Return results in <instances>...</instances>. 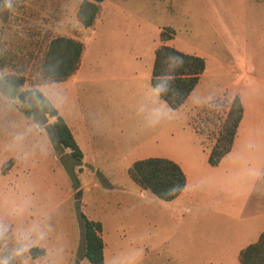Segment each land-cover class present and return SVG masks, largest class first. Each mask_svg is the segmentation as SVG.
<instances>
[{"label": "rangeland", "instance_id": "obj_1", "mask_svg": "<svg viewBox=\"0 0 264 264\" xmlns=\"http://www.w3.org/2000/svg\"><path fill=\"white\" fill-rule=\"evenodd\" d=\"M82 1L0 0V261L91 264L84 214L105 224L108 264H241L239 252L264 226L255 217L262 208L245 187L230 196L223 182L264 186V0H105L91 27L77 18ZM166 28L175 35L163 43ZM60 36L84 44L81 66L46 83L40 64ZM163 44L207 63L179 110L151 85ZM13 75L25 78L21 88L7 81ZM32 88L65 118L87 161L57 144L54 119L33 100L18 99ZM237 94L248 112L239 147L232 163L212 167L219 118ZM153 108L164 112L154 126L145 119ZM156 157L186 165L192 184L179 199H159L130 178L135 161ZM31 248L46 255L34 259Z\"/></svg>", "mask_w": 264, "mask_h": 264}, {"label": "trees", "instance_id": "obj_2", "mask_svg": "<svg viewBox=\"0 0 264 264\" xmlns=\"http://www.w3.org/2000/svg\"><path fill=\"white\" fill-rule=\"evenodd\" d=\"M104 1H82L77 12V18L83 26L91 27L95 24L101 4ZM174 35L173 29L166 28L161 32L160 38L164 43L173 39ZM84 50V44L75 38L65 36L53 38L49 42L40 64L43 81L59 83L74 76L81 66ZM206 69L207 63L204 58L163 44L155 52L151 85L170 108L179 110L196 89ZM6 79L16 88H21L26 81L24 77L15 75L7 76ZM26 93L41 108L44 115L55 119L53 134L57 144L70 150L74 159L82 160L83 152L71 128L47 95L38 88L29 89ZM224 105L226 114L221 119L219 118L220 129L208 158V163L212 167L219 166L221 161L231 153L244 117V106L239 95ZM24 107H28V105ZM24 113L28 117L32 116L29 108H26ZM195 130L198 132L197 129ZM15 161L12 159L6 162L3 166V172L9 170ZM128 173L139 187L164 201L177 199L187 184V178L182 167L177 162L167 158L156 157L135 161ZM81 219L85 238V258L91 264H105V243L102 237L101 222L91 220L84 214H81ZM30 255L34 259L42 258L46 255V250L31 248ZM239 261L241 264H264V231L256 243L247 246L240 252Z\"/></svg>", "mask_w": 264, "mask_h": 264}, {"label": "crops", "instance_id": "obj_3", "mask_svg": "<svg viewBox=\"0 0 264 264\" xmlns=\"http://www.w3.org/2000/svg\"><path fill=\"white\" fill-rule=\"evenodd\" d=\"M201 78H202V76H201ZM201 78H200V81H199V83H201ZM200 84H198L197 85V87H196V89L193 91V93L191 94V96L189 97V99L187 100V102L182 106V107H184V106H186V105H188L190 102H188V101H191L192 100V98H193V96L195 95V93H196V91H197V88H198V86H199ZM44 93V92H43ZM46 95V94H45ZM238 95V94H237ZM236 95V96H237ZM235 96V95H234ZM240 96V95H239ZM48 97V96H47ZM160 97V96H159ZM241 100H242V102H243V99H242V97H241ZM51 101V100H50ZM243 106H244V117H243V120H242V122H241V124H240V126H239V129H238V132H237V136H236V138H235V142H234V146H233V149H232V151H231V153H229V155H227L222 161H221V163L219 164V166L222 164V163H224V161H228V159H231L230 160V162L229 163H232L233 161H234V158H230V157H233V155H234V153H235V151L238 149V147H239V138H240V133H241V128H242V125H243V123H244V121H245V119H246V117H247V114H248V112H247V105H246V102H243ZM181 107V108H182ZM195 107V106H194ZM59 114H60V112H59ZM61 115V114H60ZM65 119V118H64ZM55 120V119H54ZM67 122V121H66ZM68 124V123H67ZM70 127V126H69ZM71 128V127H70ZM71 130H72V133H73V135H74V132H73V129L71 128ZM75 137V136H74ZM78 143V142H77ZM79 145V144H78ZM80 147V146H79ZM81 149V148H80ZM82 150V149H81ZM82 152H83V159L81 160V161H87L88 160V154H87V152L85 151V150H82ZM176 162V161H175ZM181 167H182V169H183V171H184V173H185V175H186V178H187V184H186V187H185V190L183 191V193L177 198V199H179L180 197H182L183 195H185L186 194V192L188 191V189H189V186L192 184L191 182V177H190V175H189V173H188V171L186 170V168H185V164L183 163V162H177ZM219 166H217V167H219ZM243 169H245V170H248L247 168H243ZM263 172V175H264V160H263V162H262V164H261V166H260V169H259V173L260 172ZM264 180V179H263ZM223 183H225V184H227V186H228V188L229 189H227V192H228V194H230V196H232V195H234L235 194V192H236V188H238V187H241V186H243V187H245V190H244V195H245V197L246 198H249L250 200H252V201H254V200H256L258 203H260L261 204V208H262V211H260L259 213H258V211H256L257 212V214L255 215V217L256 218H259V219H261L262 221H264V186H261V188L260 189H257L256 188V185H255V183H254V181H251V180H235V179H229V180H226V181H224ZM241 185V186H240ZM177 199H175V200H177ZM91 220H93V219H91ZM94 221H96V220H94ZM98 222H101V224H102V227H103V231H102V237H103V232H104V230H105V224L102 222V221H98ZM264 231V226H263V228L260 230V233H259V236H258V239H259V237H260V235L262 234V232ZM258 239H257V241H258ZM103 240H104V243H105V248H104V257H105V264H108V260H107V254H106V249H107V241H106V239L103 237ZM256 241V242H257ZM256 242H254V243H256ZM253 244V243H252ZM251 245V244H250ZM249 246V245H248ZM246 248V247H245ZM245 248H243V249H245ZM242 249V250H243ZM241 250V251H242ZM240 251V252H241ZM240 252H239V254H238V259H239V255H240ZM85 258V257H84ZM240 262V261H239Z\"/></svg>", "mask_w": 264, "mask_h": 264}, {"label": "clouds", "instance_id": "obj_4", "mask_svg": "<svg viewBox=\"0 0 264 264\" xmlns=\"http://www.w3.org/2000/svg\"><path fill=\"white\" fill-rule=\"evenodd\" d=\"M163 115H164V112L161 108H153L147 113L145 119L147 120L149 124L154 126L160 122ZM0 264H6V262L0 261Z\"/></svg>", "mask_w": 264, "mask_h": 264}, {"label": "water", "instance_id": "obj_5", "mask_svg": "<svg viewBox=\"0 0 264 264\" xmlns=\"http://www.w3.org/2000/svg\"><path fill=\"white\" fill-rule=\"evenodd\" d=\"M18 99L24 103H29L32 100L26 92H21Z\"/></svg>", "mask_w": 264, "mask_h": 264}]
</instances>
